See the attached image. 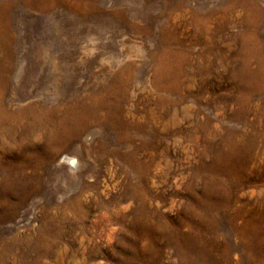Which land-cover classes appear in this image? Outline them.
<instances>
[{
    "label": "rangeland",
    "instance_id": "1",
    "mask_svg": "<svg viewBox=\"0 0 264 264\" xmlns=\"http://www.w3.org/2000/svg\"><path fill=\"white\" fill-rule=\"evenodd\" d=\"M35 47L41 78L14 94ZM1 68L12 111L111 109L22 162L0 153V264H264V0H0Z\"/></svg>",
    "mask_w": 264,
    "mask_h": 264
},
{
    "label": "bare ground",
    "instance_id": "2",
    "mask_svg": "<svg viewBox=\"0 0 264 264\" xmlns=\"http://www.w3.org/2000/svg\"><path fill=\"white\" fill-rule=\"evenodd\" d=\"M84 42L85 45H87L86 42H89V40H84ZM49 54L50 53H48V50L43 49L42 47H35V52L32 53L31 57L29 58L31 61L28 60V57H21V59L17 62V66L12 78V92L14 94L18 93L20 85H22L23 82L26 83L27 87H32L37 84L38 80L41 78L45 61ZM175 54L177 53L169 49L165 51L163 62L166 66L172 65ZM3 63L5 64L7 61L3 60ZM3 72L4 70L1 68L0 75ZM121 79L123 80L124 78L122 77ZM121 82L124 84V81ZM6 89V83L3 77H0V127H2L3 130L0 131V153L2 156H5L4 158L7 160V162H22L26 159V155H30L32 152L44 149L46 145L49 146L50 144H53L59 138L66 139L69 137H80L85 127L91 122L93 123L97 120V111L101 105L106 106V116H109L111 109V103L107 101L108 99L100 100L101 98L95 96L93 105H72L66 107L64 113L57 118L54 124H51L49 120L51 110L42 108L37 102H33L27 107L18 111L10 110V108H8L3 102ZM20 117H28L27 122L24 124V127L26 128L25 130L27 131L17 132L13 131L14 126L10 127L12 122L14 123L15 119H19ZM7 124H9V126ZM36 128H43L41 136L37 131H35ZM90 133L92 132H88V134H86V136L83 138L85 142L91 135ZM33 137H41L45 143L42 145L40 141L33 139ZM60 157L64 160V162H66V166L68 167L67 170H69L70 174L76 177L75 173L79 167L80 161L78 155L74 156V154H65ZM1 160L2 158L0 157V162ZM42 163V158H39L36 163V167H39ZM24 164L28 163L25 161ZM31 182L32 177L30 175L29 178L27 177V179H23L21 185L18 188L7 189L8 198L11 200H18L21 193L27 192L29 190V185ZM67 184V188L70 190L75 186L77 187L76 181L72 180V178L67 180Z\"/></svg>",
    "mask_w": 264,
    "mask_h": 264
}]
</instances>
